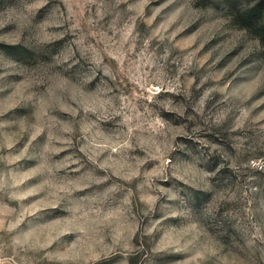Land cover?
I'll use <instances>...</instances> for the list:
<instances>
[{"label":"clouds","instance_id":"obj_1","mask_svg":"<svg viewBox=\"0 0 264 264\" xmlns=\"http://www.w3.org/2000/svg\"><path fill=\"white\" fill-rule=\"evenodd\" d=\"M153 3L0 0V84L19 77L15 102L0 110V127L13 122L15 137L45 132V142L30 140L25 151L47 153L33 165L43 210L0 227V264L64 258L89 264L117 245L122 256L116 264H129L137 254L139 264H161L163 257L153 255L159 251L152 245L156 225L144 224L157 211V199L162 215L190 223L186 235L196 264H264V165L256 175L250 163L264 153V112L252 115L264 99L249 103L254 86L264 84V10L248 22L259 0ZM172 3L174 11L154 25ZM201 17L242 37L257 54L251 86L229 87L231 81L201 71L204 64L175 40L179 29L169 32L177 19L186 26ZM16 104L27 111L9 112ZM202 134L217 143L187 142ZM63 147L83 155L57 162ZM2 179L5 192L22 182L14 173ZM147 192L155 196L146 204ZM113 206L122 211L105 224L101 210ZM102 224L109 235L118 228L123 239L104 243ZM138 230L137 248L131 239ZM79 232L90 237L87 246L48 250L52 240L72 245Z\"/></svg>","mask_w":264,"mask_h":264},{"label":"rangeland","instance_id":"obj_2","mask_svg":"<svg viewBox=\"0 0 264 264\" xmlns=\"http://www.w3.org/2000/svg\"><path fill=\"white\" fill-rule=\"evenodd\" d=\"M263 0H259V3L253 5L250 10L257 9L259 14V6ZM166 0H154V3L150 7H159L160 4L165 3ZM199 7L200 5H194ZM177 7L176 3L169 4L167 8H164L160 15L156 17L153 24H159L162 18L166 14H171ZM176 32L175 40L179 42L181 49L185 54L191 53L196 59L200 60L204 64L205 69L210 70L214 74L220 76V83H228L229 87L232 85H248L251 86V82L248 77L251 71L255 68V61L257 54L249 51L248 45L242 37L234 35L231 31H227L224 28H220L214 20L208 17H201L195 20L193 23H188L184 26L179 19L172 23L169 28V32ZM264 55V53H261ZM211 66V68H209ZM19 83V77H8L7 82L0 84V110H3L8 104L15 102V97L12 96L13 88ZM250 104L264 99V84L254 86ZM159 93L160 90L157 89ZM27 110L21 108L19 104L9 109V112H26ZM264 112V103L259 104L257 108L253 110L252 115H258ZM7 115V114H5ZM264 123V121H260ZM16 128L13 122H5L4 126L0 127V227L8 225L11 227L16 220L21 216L25 220L30 219L29 212H36L43 210L40 208L41 203L44 202V192L40 188L39 172L37 167H34V160H45L47 153L41 152L38 156H33L31 149L25 151L29 141L31 144L37 145L38 142L46 141V133L39 131L33 139L30 136L15 137L14 133ZM249 135H254L252 130H249ZM185 139L187 138H180ZM199 140H209V143H217L216 140L210 139L208 135H200L197 139L187 140L188 143L196 145ZM75 142L73 141V144ZM222 146V142L220 143ZM55 147H60L56 145ZM211 151V149H207ZM21 153H24L21 156ZM69 154H78L82 156V153H78V149L75 147H63L55 156L57 162L61 158ZM264 156V153H259L255 156L250 163L255 166L254 174H261L260 166L264 165V159L260 157ZM75 168L76 165H71ZM14 173L21 179L22 182L18 183L15 190L5 192L3 190V175L5 173ZM27 177V179H24ZM155 194L147 192L144 194V203H150ZM160 199H163L161 197ZM157 211L150 217L145 218L144 224L154 223L156 229L152 233V245L158 246L159 251L153 253L157 257H163L161 264H196V261L192 259L193 245L189 243V237L186 233H189L191 227L190 223L182 217L172 215H162L159 212L160 200L155 201ZM226 210L225 207L219 208V211L223 213ZM107 216L105 224L111 223L113 219L119 217L120 212L118 206L102 209ZM7 217V219H5ZM104 229V235L100 236L104 243L111 245L114 240L123 239V233L115 228L111 230L109 235V229L104 225L98 226ZM57 229H53L56 231ZM208 235L214 236V233L210 229H205ZM68 233H63L58 240H63ZM58 240H52L48 246V250H57L58 252H64L66 247L83 248L87 246L91 240L90 237L84 233L79 232L76 238L73 240L72 245H65L58 242ZM141 242V232L136 231L131 239L132 245L139 247ZM140 255L128 257L129 264H139ZM122 256V252L119 249V245L111 252H106L105 255L90 261L89 264H116ZM48 264H76V261L71 258L58 259L50 261Z\"/></svg>","mask_w":264,"mask_h":264},{"label":"trees","instance_id":"obj_3","mask_svg":"<svg viewBox=\"0 0 264 264\" xmlns=\"http://www.w3.org/2000/svg\"><path fill=\"white\" fill-rule=\"evenodd\" d=\"M262 10H264V0L262 1V4H260V6H259V14H260V12L262 11ZM255 11H257V9H254V10H250L249 11V13H248V15H247V20H248V22H251L252 20H254L259 14L257 13V12H255Z\"/></svg>","mask_w":264,"mask_h":264}]
</instances>
